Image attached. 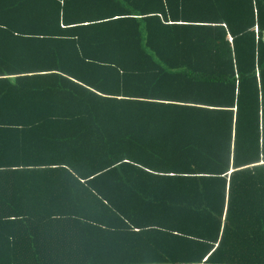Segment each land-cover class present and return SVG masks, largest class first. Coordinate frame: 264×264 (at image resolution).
<instances>
[{"label": "trees", "instance_id": "1", "mask_svg": "<svg viewBox=\"0 0 264 264\" xmlns=\"http://www.w3.org/2000/svg\"><path fill=\"white\" fill-rule=\"evenodd\" d=\"M263 31L264 0H0V264H264Z\"/></svg>", "mask_w": 264, "mask_h": 264}, {"label": "built area", "instance_id": "2", "mask_svg": "<svg viewBox=\"0 0 264 264\" xmlns=\"http://www.w3.org/2000/svg\"><path fill=\"white\" fill-rule=\"evenodd\" d=\"M255 32H257V29L255 28ZM261 39H262V41L264 42V31L262 32V34H261ZM205 260V258L203 259V261Z\"/></svg>", "mask_w": 264, "mask_h": 264}]
</instances>
